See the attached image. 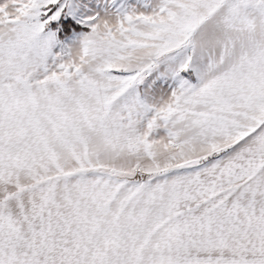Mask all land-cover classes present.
<instances>
[{"label":"snow or ice","instance_id":"1","mask_svg":"<svg viewBox=\"0 0 264 264\" xmlns=\"http://www.w3.org/2000/svg\"><path fill=\"white\" fill-rule=\"evenodd\" d=\"M0 264H264V0H0Z\"/></svg>","mask_w":264,"mask_h":264}]
</instances>
